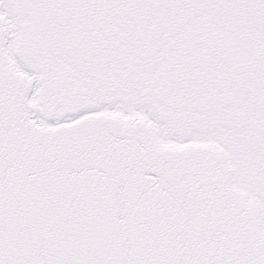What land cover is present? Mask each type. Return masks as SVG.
<instances>
[{
	"label": "snow or ice",
	"instance_id": "1",
	"mask_svg": "<svg viewBox=\"0 0 264 264\" xmlns=\"http://www.w3.org/2000/svg\"><path fill=\"white\" fill-rule=\"evenodd\" d=\"M0 264H264V0H0Z\"/></svg>",
	"mask_w": 264,
	"mask_h": 264
}]
</instances>
